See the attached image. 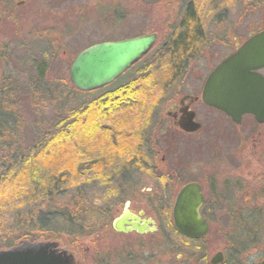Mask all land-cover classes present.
<instances>
[{
    "label": "rangeland",
    "instance_id": "rangeland-1",
    "mask_svg": "<svg viewBox=\"0 0 264 264\" xmlns=\"http://www.w3.org/2000/svg\"><path fill=\"white\" fill-rule=\"evenodd\" d=\"M189 4H193L199 14L203 35L200 44L205 42V47L201 50L199 44L200 52L196 54L197 45L194 46L191 52L199 58L190 61L188 72L175 87L167 88L165 94L164 91L157 94L159 99L149 111L151 116L147 117L145 111L138 120L141 132L133 136V147L130 149L123 143L130 149L126 157L135 153L140 157L129 160L126 167L159 165L164 157L166 166H174L176 173L169 171L172 180L160 183L159 174L131 168L125 173L135 185L124 183L126 188L122 191V184L114 180V189L120 188L117 197L114 190L111 196L106 186H96L95 190V185L87 186L83 191L89 193L95 206L103 207L104 198L107 200L104 203L112 202L114 208L106 223L84 232L85 238L75 241L76 238L63 236L60 241H54L79 264H133L128 255L135 256L139 251L131 248L133 238L144 239L148 246L143 245L144 264L159 261L176 264L177 260L185 264H210L218 252L224 253L225 264H264V125H259L252 116H245L240 125L228 122L222 114L206 112L201 103L195 107L202 130L195 136L181 135L165 119L175 95L195 93L208 73H204L207 65L215 66L231 53L233 46L227 49L224 45L245 37L248 31L264 29V0H0V92L11 76L27 88L44 71L43 85L35 90V95L32 93L31 97L21 91L16 102L22 125L14 142L25 154L45 134L51 133L57 117L136 79L155 54H159L168 37L177 31L175 28ZM150 33L158 35L151 52L118 80L87 93L79 92L72 85L69 68L81 51L97 43ZM197 58L200 62H195ZM188 85L190 88L186 87ZM140 111L137 114L142 113ZM107 121H102V125L109 127L111 123ZM13 150L8 154L16 152ZM5 154L0 151V158L3 156L5 160L2 164H6L0 163L2 174L14 166ZM80 160L85 164L84 172L89 168L87 163L93 162L85 157ZM179 174L182 176L176 177ZM94 175L95 172L88 171L80 182L85 178L94 180ZM188 181H198L204 186L207 203L203 212L210 222L205 241L177 246L171 240L175 238L172 235L168 246H176V249L162 253L159 247L150 246V240L154 241L151 237L113 230L112 223L127 201L131 202V211H144L147 216L158 219L162 228L170 229L173 200L180 186ZM74 197L67 195L64 202ZM36 209V204L21 199L0 211V251L24 243L53 242L43 239L42 233L37 231ZM248 224L250 229L247 230L254 234L249 240L244 237L245 232L238 229ZM234 244L236 248L244 246L245 249L231 255Z\"/></svg>",
    "mask_w": 264,
    "mask_h": 264
},
{
    "label": "trees",
    "instance_id": "trees-1",
    "mask_svg": "<svg viewBox=\"0 0 264 264\" xmlns=\"http://www.w3.org/2000/svg\"><path fill=\"white\" fill-rule=\"evenodd\" d=\"M200 22L195 7L189 4L175 28L177 31L168 37L159 54H155L136 79L57 117L51 133L45 134L26 154L20 152L14 142L22 125L16 102L21 91L31 97L32 93L35 95V90L43 85L44 71L27 88L14 76L9 77L0 92V151L8 154L14 148L16 152L8 155L15 167H8L5 174L0 173V211L21 199L36 204L37 231L42 233L43 239L53 242L60 241L63 236L80 240L87 236L86 230H95L106 223L114 204L106 205L104 201L107 200L102 198L101 205L104 206H95L92 197L83 190L89 185H95L94 190L96 186H106L111 196L114 190L117 197L120 188L114 189V180L122 184V191L126 188L124 183L129 177L123 167L129 160L140 158L139 153L126 157L133 147L134 137L141 132L138 120L145 111L147 117L151 116L149 111L159 99L157 94L162 91L165 94L168 86L180 76L183 66L177 67V64L201 42ZM139 110L142 113L137 114ZM106 120L111 123L109 127L102 125ZM84 157L93 161L87 163L89 168L85 172V164L80 160ZM2 158L1 164L5 161ZM88 171L95 172L94 180L85 178L80 182ZM103 194L107 196V193ZM67 195L76 197L68 198L66 203ZM249 225L238 228L245 232L247 240L254 235L247 230ZM76 233H79L78 237L74 236ZM241 248L245 249L244 246L236 248L234 244L230 254L242 253Z\"/></svg>",
    "mask_w": 264,
    "mask_h": 264
},
{
    "label": "water",
    "instance_id": "water-1",
    "mask_svg": "<svg viewBox=\"0 0 264 264\" xmlns=\"http://www.w3.org/2000/svg\"><path fill=\"white\" fill-rule=\"evenodd\" d=\"M1 20V17H0ZM158 39L156 33L121 41L102 42L80 52L69 69L72 85L80 92H92L115 82L133 65L144 58ZM264 30L252 36L241 48L222 62L206 81L202 102L218 109L240 124L244 115H253L258 124H264ZM190 116L187 132H196L200 124ZM205 198L200 184L191 183L178 193L173 206L175 228L189 239H201L209 231V223L202 217ZM143 215V213H141ZM152 220L126 214L113 222L116 232L144 233ZM145 229V230H144ZM221 252L212 258V264H221ZM0 264H79L74 256L57 242L24 243L0 251Z\"/></svg>",
    "mask_w": 264,
    "mask_h": 264
},
{
    "label": "flooded vegetation",
    "instance_id": "flooded-vegetation-1",
    "mask_svg": "<svg viewBox=\"0 0 264 264\" xmlns=\"http://www.w3.org/2000/svg\"><path fill=\"white\" fill-rule=\"evenodd\" d=\"M1 17V16H0ZM261 30H263V29H260V30H253V31H248V33H247V35L245 36V37H238V38H235V42L233 43H227V45H224V46H227V49H229L230 48V46H233L232 47V50H231V53H229L225 58H223L221 61H217V64L215 65V66H212L211 64H208L207 65V67H206V71L204 72V73H206V72H208L207 73V75H206V77H205V79L204 78H202V81H201V84L198 86L199 88H198V90H196V92L195 93H193V94H185V95H182L181 93H179V94H176L175 95V99L172 101V103H171V105H170V107H169V110H168V112L166 113V120H168V122H169V124L171 125V126H173V128H175L176 130H178L179 132H180V134L181 135H185V136H189V137H191V136H195V135H197V134H199V132L202 130V122H201V120L199 119V111H198V109L195 107L197 104H199V103H201L204 107H205V109H206V112H209V113H211L210 111H213V112H216V113H219V114H222L224 117H225V119L228 121V122H233L232 121V119L228 116V115H226L225 113H223L222 111H220V110H217V109H215V108H213V107H210V106H208V105H206V104H204L203 102H202V99H201V95H202V92H203V89H204V87H205V84H206V81H207V79H208V77L214 72V70L222 63V62H224L228 57H230L231 55H233L234 53H236L239 49H240V47L246 42V41H248L252 36H254L255 34H257L259 31H261ZM205 42L202 44H200V45H202L201 46V50L205 47ZM207 46V45H206ZM195 52H196V54H198L199 52H200V49H199V45H197L196 47H195ZM196 57H198V56H196ZM195 56H193V53L191 52V53H188V54H186V56H185V58H183V60L181 61V62H179L178 64H177V67H181V66H183V69H182V71H181V74H180V76L179 77H177V79H175L174 80V82L171 84V86H168V88H170V87H175L177 84H178V82L181 80V78L182 77H184V75H186V73L188 72V70H189V63H190V61L193 59V58H196ZM199 58V57H198ZM195 59V62L197 61H199L200 62V60L201 59ZM194 62V63H195ZM203 71V70H202ZM262 71H264V69H262V70H260L259 71V73L260 74H262L263 76H264V74L262 73ZM200 78H201V76H200ZM177 81V82H176ZM182 83V82H181ZM181 83H180V85H181ZM187 88H190L189 87V85L188 86H186ZM192 115H194V117H193V122L194 123H198V124H200V129L198 130V131H196V132H187V131H185L182 127H181V125L183 124L184 126H187V123L189 122V118H190V116H192ZM247 116H251V115H247ZM245 117V116H244ZM243 117V118H244ZM253 117V116H252ZM141 161H142V159H141ZM167 161H166V158H164L163 157V159H162V164H159V165H157V164H155V165H149V164H144L143 166L141 165V166H136V165H131V166H124L123 167V170L124 171H128V170H130L131 168H132V170H137V171H140V170H143V171H146V172H148V170H149V172H152V173H157V174H159V176H158V178H159V182L160 183H162V181L165 183V180H167V181H171L172 180V172L174 173H176V171H175V169H173V167L171 166V167H167L166 165H167V163H166ZM162 167H164V169H165V171H163L162 169ZM166 167V168H165ZM134 168V169H133ZM175 168V167H174ZM169 171H172L171 173L169 172ZM164 172V173H163ZM179 172H181V173H184V171L183 170H179ZM164 175V176H162V174ZM182 175L181 174H179V175H176V177H181ZM183 180V179H182ZM128 182V184L130 185V186H133V185H135V183H132V181L130 180V181H127ZM127 182H125L126 183V185H127ZM191 183H198V184H200L201 185V187H202V190H203V194H204V198H205V202H204V205H203V207H202V209H201V215H202V217L204 218V219H206V221L210 224V222H209V220L207 219V217H206V215L204 214V210H203V208L205 207V205H206V203H207V201H206V195H205V191H204V186L201 184V182H198V181H188V182H184L181 186H180V189L177 191V193H176V195H175V198H174V200H173V205H172V208H171V213H169L168 215L170 216V220L172 221V225H171V222H170V229H165V228H162L161 227V224H160V221H159V223H158V219L157 220H154L152 217H150V216H147L146 214H145V212L144 211H140V212H133V211H131L130 210V205H131V202L130 201H127L126 203H125V205H124V208H123V211H122V213L119 215V217L118 218H120V217H122V216H124L125 214H126V211H129L131 214H134V215H138V216H140V218L142 219V220H145V221H147V220H152L153 222H154V224L153 225H149V227H148V230H146L144 233H140V232H138V231H136V230H133L132 232H129V233H123V232H117V233H121V234H137L139 237H144V236H148V237H151V239H154V241H152V240H150V242H151V245L150 246H152L154 249L155 248H158L159 247V249L162 251V253L164 252V251H166V250H168V251H173V250H175L176 249V246H168V238L169 239H171L172 238V235L173 236H175V238H172L171 240H173V241H175V244L177 245V246H179V245H184V246H189L190 244H192V242H194V243H199V242H201V241H205L206 240V237L208 236V233H209V231H210V228H209V231H208V233H207V235L205 236V237H203V238H201V239H189V238H187V237H185L184 235H182L176 228H175V226H174V223H173V213H172V211H173V206H174V203H175V200H176V197H177V195H178V193L180 192V190L184 187V186H186V185H188V184H191ZM141 213H143V215H141ZM117 219V218H116ZM171 226H173V227H171ZM145 230V229H144ZM115 231V230H114ZM116 232V231H115ZM135 239H137L138 241L136 242L135 241ZM133 244H137L138 246H133ZM140 245V246H139ZM143 245L147 248L148 246H147V244H145V242H144V239H142V238H140V239H138V238H133V242L131 243V248L133 247L134 248V250H135V248H138V254L137 255H133L132 257H133V259H132V257H131V255L129 254L128 255V257H130L131 258V261H132V263L133 264H144L146 261V257L144 256V247H143ZM162 253H160L162 256H164ZM219 253V252H218ZM222 254H223V256H224V261L221 263V264H225V261H226V259H225V255H224V253L223 252H221ZM140 255H142L141 257H140ZM157 255H158V253L156 252V256L155 257H157ZM216 255V254H215ZM214 255V256H215ZM159 256V255H158ZM213 256V257H214ZM178 257V256H177ZM212 257V258H213ZM160 258V257H159ZM212 258H211V260H210V264H212ZM172 260V259H171ZM173 262V261H172ZM176 264H185V262L184 263H182L181 261H174ZM171 263V262H170ZM157 264H165V262H163V261H159V262H157ZM168 264V263H167ZM171 264H174V263H171ZM189 264V263H188ZM194 264V263H193Z\"/></svg>",
    "mask_w": 264,
    "mask_h": 264
}]
</instances>
